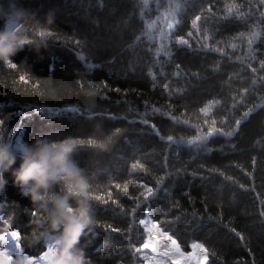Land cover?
I'll list each match as a JSON object with an SVG mask.
<instances>
[{
	"label": "trees",
	"instance_id": "obj_1",
	"mask_svg": "<svg viewBox=\"0 0 264 264\" xmlns=\"http://www.w3.org/2000/svg\"><path fill=\"white\" fill-rule=\"evenodd\" d=\"M19 3L33 14L30 28L46 29L50 35L46 49L34 52L25 46L17 52L12 57L16 68L0 63V128L13 140L19 136L31 142L33 135L39 134L49 139L72 136L84 141L74 159L86 171L100 169L90 188L93 232L82 238L89 264H143L127 248L129 239L137 247L143 242L145 233L139 225L143 208L134 214L136 224L130 235L131 218L121 212L120 206L130 211L135 204L130 198L143 191L140 182L155 188V177L163 174L158 162L163 160L161 149L168 145L149 132L151 124L161 135L187 139L197 134V125L203 132L210 126L228 131L249 108L254 111L236 135L209 138L204 148L211 151L172 148L167 169L172 175L164 184L168 190H160L151 202L154 212L150 216L160 221L162 213L170 209L163 216L164 220L175 221L170 234L178 237L184 251L189 250L192 240L203 244L209 258L206 264H264V0H189L182 16L176 17L182 24L171 34V58L163 52L157 57L158 44L147 37L129 47L145 21L156 18L154 0H150L151 8L143 19L136 6L139 0ZM167 3L163 0V5ZM229 3L239 7L224 19ZM201 8H211V14L194 28L192 20L203 15ZM49 12L53 14L51 22L46 17ZM237 12L244 14L243 20ZM254 25L262 34L253 42L252 56L242 65L236 58L248 51L247 35L238 34L249 33ZM161 27L166 28V24L157 22L152 34H158ZM205 34L211 37L206 42L224 49L223 54L195 51L202 49ZM176 37H183L188 44L176 45ZM154 60L161 63L154 64ZM88 64L94 68L88 69ZM177 64L181 74L174 76ZM252 68L257 71L253 73ZM85 72L87 78L82 76ZM22 75L25 81L20 80ZM241 89L245 91L241 93ZM145 101L149 110L160 111L141 116ZM68 103L77 104L80 113L65 111ZM36 107L42 110L36 111ZM205 107L208 112L201 111ZM89 112L97 115L88 118ZM168 112L187 120L191 127L177 125L165 115ZM141 119L150 124L142 125ZM90 139L95 143L89 144ZM101 143L106 146L100 148ZM137 143L141 147L133 151ZM133 164L143 167L134 169ZM59 190V186L52 189ZM175 204L179 207H173ZM39 219L41 210L20 195L9 180L0 189V244L6 241L5 233L13 229L21 230L22 241L32 229L43 231L46 223L37 225ZM108 225L121 232H112ZM139 234L143 235L138 239ZM156 241L160 242L158 259L162 264L170 259L176 264H200L203 260L198 255L200 250L192 248L198 242L192 241L188 253L173 258L162 246L164 238L154 236L153 244ZM43 250L44 244L39 248L23 244L19 252L11 251L10 264L20 255L36 256Z\"/></svg>",
	"mask_w": 264,
	"mask_h": 264
},
{
	"label": "clouds",
	"instance_id": "obj_2",
	"mask_svg": "<svg viewBox=\"0 0 264 264\" xmlns=\"http://www.w3.org/2000/svg\"><path fill=\"white\" fill-rule=\"evenodd\" d=\"M52 15L46 14L48 22ZM32 16L19 0H0V63L16 65L12 57L25 46L34 52L47 48L50 33L31 29ZM82 145V140L72 136L49 139L39 134L31 142L20 139L17 145L0 128V189L10 180L20 195L41 210L42 219L35 223H46L43 231L32 229L27 236L30 244L49 237L39 264H89L82 238L93 232L90 188L100 169L86 171L74 159ZM54 186L60 190L52 191ZM12 264H32V260L20 255Z\"/></svg>",
	"mask_w": 264,
	"mask_h": 264
},
{
	"label": "snow or ice",
	"instance_id": "obj_3",
	"mask_svg": "<svg viewBox=\"0 0 264 264\" xmlns=\"http://www.w3.org/2000/svg\"><path fill=\"white\" fill-rule=\"evenodd\" d=\"M189 0H168L167 5H163V0H154L156 11H157V16L155 19L151 21H145L144 28L140 29V34L135 36V39L132 41V43L129 45V47H135L136 44H138L143 37H147V39L150 42H156L158 44V47L155 50V54L158 57L161 52H163V55L165 57L171 58L172 52L170 50V46L172 41V32L174 28H179L182 24V19H176L177 16H182L185 8L188 6ZM137 7L140 8V14L139 18L143 19L146 10H149L151 8L150 0H139V3L136 5ZM239 5L235 3H229L225 5L226 12H225V17L224 19H228L231 17V14L234 9H238ZM201 14L203 15H197L193 20H192V25L195 28L197 26V22L200 21L202 18L207 19L208 15L211 14V8H201L200 9ZM237 17L241 20L244 19V14L237 12L236 13ZM261 16H264V13H261ZM157 22H162L163 24H166L165 27H161V30L158 34L153 35L152 30L155 28ZM259 26L254 25L252 26V29L249 33H239V36H244L247 35V45H248V51L245 53L244 56L237 57L236 59L240 61L243 65V63L247 60L249 56H252L253 52L255 51L252 48L253 42L261 36V31L258 30ZM188 36L191 37L192 33L189 32ZM211 37L207 34H205L202 39L205 41L202 45V49L198 48L195 51L203 50L205 52H217V53H224V49L222 48H214L212 45L207 43ZM174 43L178 46L182 45H187L188 40L184 39L183 37H176ZM229 47H235V45H229ZM165 49H169L168 51H165ZM149 52H151V48L148 49ZM81 59H84L83 56H81ZM229 61H231V57H229ZM154 64L161 63L159 60H154ZM248 67H251V65H247ZM11 68H16L17 65L10 66ZM262 67H264V62H262ZM88 69L94 68V65L88 64L87 65ZM177 71L173 73L174 76L180 75V65H176ZM215 70V69H214ZM257 70L255 68H252V72L255 73ZM151 74V72L149 73ZM164 73L162 72L161 75ZM83 78H87L88 73L85 72L82 74ZM21 81H25V76H20ZM253 83H255V77L253 80ZM168 85L167 83L165 84V89L167 90ZM118 91V89H117ZM176 92L182 91V89H175ZM241 93H243L245 90L241 89ZM264 104V102H262ZM262 105H257L256 107H260ZM42 109L40 107H36V111H41ZM65 111H71L73 113H80V108L77 104L75 103H68L65 105L64 108ZM149 111L152 113L159 112L160 109L153 108L151 110L148 109L147 107V101H145V112L140 114L141 116H146L149 114ZM202 112H208L209 109L208 107L202 108ZM254 111L253 108H249L248 111L244 112L239 119L236 120L235 125L232 126L228 131H224L223 128H217L214 126L208 127L207 132H203L200 130L201 126L197 125V134L195 136L189 137L185 139L182 136H175V135H161V131L157 128L155 124H151L149 128V132L151 134H154L156 137L159 138V141L162 143H166L168 147L161 149V152L163 153V160L158 162V167L160 169H163V174L159 177H155V182L156 186L155 188L143 184V182H140V186L143 189L142 192L139 193L137 197H131L130 199L135 200V204L132 206V209L130 211H127L124 209V207L121 205V212L126 215V217L131 218V222L129 223L128 226V231L129 234L131 235V231L136 224L134 214L138 212L141 208H143V215L144 218L139 221V225L144 226V231L147 234L144 239L143 243L139 244V247H137L135 244L132 243L131 239H129V242L127 244V248L131 251L132 255L135 256H142L144 257L145 264L149 260L156 261L157 264H162V262L158 259L160 256L159 253V247H160V242L156 241L155 244L152 242V238L154 236H161L165 240V244L168 247V251L172 255H179L183 256L184 253L181 251V242H179L178 237L174 234H170V232L173 230L172 225L174 224V220L168 221L164 220L163 216H167L169 210H165L162 213V218L160 221H157L155 219H151L150 214L154 212L153 208L151 207V202L155 200L158 195L160 190L167 191L168 189L164 187V184L166 182V179L170 177L172 174L167 171L169 165H168V159L169 156L171 155L172 148L180 149L184 147H195L197 150L204 148V145L209 142V138L213 136H223V137H233L236 135L238 132L239 126L249 117V115ZM97 115L96 113L89 112L88 118H92L93 116ZM165 115L171 116L172 120L177 124V125H185L191 127L189 125V122L187 120H179L177 117L172 116L171 112L165 113ZM135 122V121H132ZM3 122H0V125H2ZM140 123L142 125H149L150 121L146 119H141ZM207 120L204 121V124H207ZM215 124V121H213V125ZM117 133H119V129L116 130ZM111 139V137H109ZM9 140L15 142L17 145L20 143V138L19 136H15L14 140L12 138H9ZM84 143V141L82 140ZM89 144H94L95 141L93 140H88ZM106 145L104 143L99 144L100 148H104ZM141 145L137 143V145L133 148V151H139V148ZM204 151H211V149L204 148ZM132 167L135 169L137 167H143V165H138V164H133ZM145 172H148V169H145ZM135 183V182H134ZM117 188L120 187V185H116ZM143 197V200H141L139 197ZM95 199L99 200L100 197L96 196ZM106 203V201H104ZM144 205H148L147 207H144ZM173 207L178 208L179 204L173 205ZM194 215V214H193ZM150 223V227L148 226ZM198 227V226H197ZM108 228L111 229L112 232H121L120 228H113L111 225H108ZM168 228V231H165L164 229ZM195 230V228L193 229ZM234 232L235 229H232ZM95 235V233H93ZM143 234H139L137 238L139 239L140 236ZM11 238V241L14 242V247H12V251L14 252H19L23 244H27L32 246L33 248H39L41 247L45 242L49 240V237L45 235L43 239L36 243H29L27 240V237L23 238V241L21 239V230L19 229H13L11 232L5 233L4 238L7 240L8 238ZM170 242V243H168ZM193 249H199L201 253H204L203 260L200 262V264H205L206 261H208V255H207V249L203 244H197L193 243L192 244ZM145 249H151L155 255H152L151 257L148 255V253L145 251ZM44 255V252H41L40 257ZM189 256L192 255V253L188 254ZM29 258L32 260V264H39V258H36L34 256H29Z\"/></svg>",
	"mask_w": 264,
	"mask_h": 264
},
{
	"label": "rangeland",
	"instance_id": "obj_4",
	"mask_svg": "<svg viewBox=\"0 0 264 264\" xmlns=\"http://www.w3.org/2000/svg\"><path fill=\"white\" fill-rule=\"evenodd\" d=\"M142 227L144 229V226H142ZM168 243H170V242H168ZM162 246L164 247V250L165 251H168V247L165 244V240H164ZM12 247H14V242L11 241V238L10 237L5 242H3L2 244H0V264H10V262L12 261V258H11ZM44 251H46V242H45V250ZM145 251L148 253V255L150 257L152 256L151 250H145ZM197 251H198V249H196V252ZM182 252L183 253H188V252H184V251H182ZM198 255L201 256V257H203L204 256V253H201V251H200V253H198ZM139 257L143 259V264H145L144 257H142V256H139ZM36 258H39V257H36ZM173 258H177V257H175V255H174ZM150 264H157V263H150ZM167 264H176V262H175V260H171L170 259V260H168V263Z\"/></svg>",
	"mask_w": 264,
	"mask_h": 264
},
{
	"label": "water",
	"instance_id": "obj_5",
	"mask_svg": "<svg viewBox=\"0 0 264 264\" xmlns=\"http://www.w3.org/2000/svg\"><path fill=\"white\" fill-rule=\"evenodd\" d=\"M151 253H152V254H155V253H153L152 251H151Z\"/></svg>",
	"mask_w": 264,
	"mask_h": 264
}]
</instances>
